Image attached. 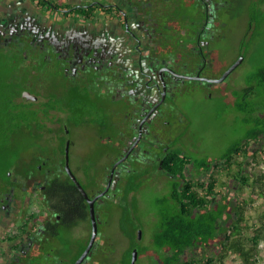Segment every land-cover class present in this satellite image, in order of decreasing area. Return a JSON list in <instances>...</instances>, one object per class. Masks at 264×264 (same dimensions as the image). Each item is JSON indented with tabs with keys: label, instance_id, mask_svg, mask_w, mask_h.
<instances>
[{
	"label": "flooded vegetation",
	"instance_id": "obj_1",
	"mask_svg": "<svg viewBox=\"0 0 264 264\" xmlns=\"http://www.w3.org/2000/svg\"><path fill=\"white\" fill-rule=\"evenodd\" d=\"M224 6V0H0V111L8 117L10 146L26 150L0 173V264H74L92 232L87 196L95 198L98 233L80 264H123L133 245L136 262L149 251L159 255L153 236L138 245L148 225L138 203L137 245L122 231L127 242L120 250L99 225L114 208L123 214L121 202L128 207L139 190H127L131 182L180 177L167 167L176 151L191 157L184 99L197 85L204 91L201 82L215 88L231 72L222 78L228 68H216ZM249 21L255 23L252 14ZM241 88L226 92L235 105ZM17 103L27 117L18 129ZM67 153L87 196L66 169ZM185 174L199 176L193 165Z\"/></svg>",
	"mask_w": 264,
	"mask_h": 264
},
{
	"label": "trees",
	"instance_id": "obj_2",
	"mask_svg": "<svg viewBox=\"0 0 264 264\" xmlns=\"http://www.w3.org/2000/svg\"><path fill=\"white\" fill-rule=\"evenodd\" d=\"M261 2V11L253 10L252 20L256 24L264 25V0ZM22 86V83L17 84L19 88L17 95ZM0 93L3 91L0 90ZM236 107L244 115L246 131L244 135L231 142L222 155L210 160L181 156L180 152L176 151L173 167H167V170L180 177L170 182L171 191L168 196L158 200L160 219L153 239L155 249L159 253L157 260L159 264H215L228 253H235L240 259V264H258L259 246L264 243V220L252 229L250 235H245L243 231L247 223L246 209L249 200L243 198L241 192L231 194L219 191L217 185L218 174L223 173L228 180L236 181L241 189L250 187L252 194L257 191L258 196L264 197V169L255 167L257 163L262 165L264 162V155L261 153V149L264 148V64L249 75L246 85L240 90ZM13 113L12 121L15 122L17 129L25 125L27 117L22 103H17L16 111ZM8 125V117L1 110L2 174H6L12 168V157L23 156L19 147L13 148L9 144L12 133L7 129ZM19 133L20 131L17 135ZM251 139L255 140L257 147H249ZM250 164L255 166L250 168ZM188 165H193L198 170L197 178L186 176L185 170ZM205 176L208 178L205 179ZM137 186L138 183L133 181L127 190H134ZM134 206L133 211L127 206L124 207L120 227L137 245V229L142 225L138 217V208ZM260 218L264 219V211L261 212ZM219 245L222 247V253H208L202 256L203 258L186 255L197 248ZM133 248L134 245L124 252L123 264H130ZM141 251L143 252L139 248V252Z\"/></svg>",
	"mask_w": 264,
	"mask_h": 264
},
{
	"label": "rangeland",
	"instance_id": "obj_3",
	"mask_svg": "<svg viewBox=\"0 0 264 264\" xmlns=\"http://www.w3.org/2000/svg\"><path fill=\"white\" fill-rule=\"evenodd\" d=\"M224 5L226 13L223 16V38L218 43L220 55L216 60V68L217 72H221L226 68L229 70L234 67L225 81L215 88H210L207 82L200 81V84V82L194 80L197 84H206L204 86L206 89L204 91L197 89V85L189 94L190 98L187 100V97H185L184 99L186 114L184 122L187 121L190 124L186 138L191 139V142H193L189 143L185 149L193 158H217L225 152L231 142L245 134L244 115L236 108L230 94L226 92L231 85L244 87L249 75L264 64V25L256 23L250 25L249 21L253 10L261 11V0H224ZM210 92L214 93L209 95ZM12 147L14 148V146ZM18 147L23 153L26 151L23 146ZM261 153L264 155V148L261 149ZM17 160L15 157L11 158L13 164ZM222 166L223 164L220 165V168ZM254 166V164L249 165L250 168ZM255 167L264 169V162L262 165L257 163ZM194 172V170L191 171V173ZM167 180L165 177L153 180L143 177L136 187V189L139 188L138 192L135 193L129 204L126 203L130 211H133V203H138L142 223L144 224L145 221L146 224L148 223L146 230L144 229L145 232L142 233L145 236H143L140 245L151 240L155 227L158 225L160 216L158 200L169 194L170 181L168 183ZM218 182L217 189L219 191L231 194L241 192L240 195L249 200L246 209L247 223L243 232L245 235H250L252 229L264 220L260 218L261 212L264 211V197L258 196L257 191L252 194L250 187L241 189L236 181L228 180L223 173L218 174ZM120 206L123 210L122 202ZM111 214L108 223H100L99 230L100 232L103 230L108 232L114 243L122 250L127 242V238L120 227L123 214L118 208H114ZM143 224H141L142 229ZM212 252L222 253L223 250L219 245L211 248H197L189 251L186 255L187 257L203 258L202 256ZM157 255L154 251H149V254L142 255L136 264H153L148 257L152 256V258L157 259ZM258 257V264H264V243L259 246ZM215 264H240V259L235 253H228L220 262Z\"/></svg>",
	"mask_w": 264,
	"mask_h": 264
},
{
	"label": "water",
	"instance_id": "obj_4",
	"mask_svg": "<svg viewBox=\"0 0 264 264\" xmlns=\"http://www.w3.org/2000/svg\"><path fill=\"white\" fill-rule=\"evenodd\" d=\"M232 68L227 70L225 72V74L222 76V78H224L227 75V73H229L231 71ZM222 78H220V79H222ZM220 79H218V80H220ZM29 95H30V92H28V91L24 92V96L25 97H28ZM67 152H68V149H67ZM66 169H67L68 173L70 174V176L72 177V179L78 185V187L87 196V193L84 190V187L78 181V179L76 178V176L74 175V173L70 169V166H69V163H68V153H67V160H66ZM87 198H88V200L90 202V215H91V221H92V232H91V237H90V240H89V243H88L86 249L84 250V252L81 254V256L76 260V262L74 264H80V262L83 260V258L88 254L90 248L92 247V245H93V243H94V241L96 239L97 233H98V223H97V217H96L95 207H94L95 198L91 199L88 196H87ZM140 234H141V230H139V236H140ZM136 259H137V249H134L133 253H132L131 264H135L136 263Z\"/></svg>",
	"mask_w": 264,
	"mask_h": 264
},
{
	"label": "bare ground",
	"instance_id": "obj_5",
	"mask_svg": "<svg viewBox=\"0 0 264 264\" xmlns=\"http://www.w3.org/2000/svg\"><path fill=\"white\" fill-rule=\"evenodd\" d=\"M155 231V230H154ZM154 235H155V233H154ZM136 239V238H135ZM141 241V240H140ZM138 245H140V243L138 244ZM135 248V247H134ZM128 249V248H127ZM127 251V250H126ZM126 253V252H125ZM139 262V261H138Z\"/></svg>",
	"mask_w": 264,
	"mask_h": 264
}]
</instances>
